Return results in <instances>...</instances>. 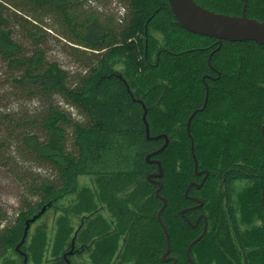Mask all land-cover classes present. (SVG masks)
<instances>
[{
  "label": "trees",
  "instance_id": "obj_1",
  "mask_svg": "<svg viewBox=\"0 0 264 264\" xmlns=\"http://www.w3.org/2000/svg\"><path fill=\"white\" fill-rule=\"evenodd\" d=\"M200 6L240 15L243 0H194ZM0 0V59L15 71L21 88L45 98L54 95L78 109L83 123L50 102L39 118L44 133L24 135L25 152L47 164L52 178L32 184L34 199L19 204L15 214L0 213V264H170L161 259L165 236L157 220L161 201L147 179L157 172L145 156L157 155L163 170L160 195L166 200L161 220L176 264H190L185 250L200 234L202 223L189 227L179 211L192 202L184 197L197 170L208 173L200 189L188 196L203 207L204 236L190 251L194 264H264V47L255 42H227L180 28L166 0H123L122 23L85 16L80 0ZM55 15L74 44L95 57L86 72L69 85L67 73L43 62L41 52L27 55L8 29L5 7ZM248 17L264 22V0H247ZM33 34H30L32 37ZM76 49V48H75ZM206 106L202 107L205 87ZM70 130L72 150L66 147ZM52 212V225L40 222ZM7 219L2 225L3 220ZM39 222V223H38ZM38 223V224H37ZM73 243V246H72ZM71 252L70 254H67ZM66 255V258L64 256Z\"/></svg>",
  "mask_w": 264,
  "mask_h": 264
},
{
  "label": "rangeland",
  "instance_id": "obj_2",
  "mask_svg": "<svg viewBox=\"0 0 264 264\" xmlns=\"http://www.w3.org/2000/svg\"><path fill=\"white\" fill-rule=\"evenodd\" d=\"M14 1L23 6L20 0ZM80 5L77 9L85 16L97 15L102 22L111 20L116 27L122 23L127 9L123 0H80ZM4 10L12 39L22 46L27 55L39 50L43 62L57 64L67 73L69 85L74 84L95 59L87 49L74 44L55 15L35 11L27 5L24 10L8 5ZM30 34L33 36L30 37ZM17 77V72L9 70L0 59V213L5 214V218L13 216L23 201H34L28 191L33 183L53 176L47 164L28 155L22 146L24 135H36L40 140L44 138L37 121L47 105L52 102L75 122H84L80 111L66 104L61 97L45 98L33 89L21 88L14 82ZM71 141L69 130L66 140L68 150H72ZM6 221L4 219L2 225ZM52 221V212H47L40 220L48 227Z\"/></svg>",
  "mask_w": 264,
  "mask_h": 264
},
{
  "label": "water",
  "instance_id": "obj_3",
  "mask_svg": "<svg viewBox=\"0 0 264 264\" xmlns=\"http://www.w3.org/2000/svg\"><path fill=\"white\" fill-rule=\"evenodd\" d=\"M169 6V10L171 14L173 15L176 24L184 29L187 32L197 34L199 36H205L209 38H213L216 40L218 48L222 45L224 41L227 42H255L259 44L260 46L264 47V22L260 21L256 18L248 17L245 13V4L243 7V10L240 15H228L223 13H217L211 10H208L199 4H197L194 0H166ZM246 3V0H244ZM208 98V88L205 87V97L202 104V107L199 109H196L192 112V114L189 116L187 121V133L189 134V124L194 116L195 113L198 111H202L204 107L206 106ZM146 111L144 110L142 120L145 126V136L147 140H156L163 138L164 143L163 145L158 148L157 150L147 154L145 156V161L149 164H155L157 166V172L153 174H149L147 176V179L156 185L155 189V196L161 201V206L157 212V220L163 230L164 236H165V244L166 248L165 251L162 254V260L163 261H172V264H175L174 258H166V256L169 253L170 250V238L169 234L167 232V229L165 228L162 220H161V214L166 206V200L163 196L160 195V190L162 188V183L159 181V179L163 176V170L161 167V163L158 159L154 158L157 155H159L167 146L168 144V138L166 135H159L155 137H150L149 135V128L148 124L145 119ZM261 132L264 139V116L262 118L261 122ZM191 154L194 162V171L195 175L204 174V177L202 181L199 184H196L194 182L188 184L185 195L187 194L189 188L191 186H196L197 188H200L205 180V177L207 176L206 171H197V161L195 159L194 153H193V143L191 141ZM197 201V200H196ZM261 204L262 209L264 211V175H263V182H262V190H261ZM199 205H202V202L199 201ZM45 207H42V209L35 215H33L31 218L25 221V227L23 232V238L21 242L18 244V246L23 242L27 235V231L29 228V225L35 220H37L43 213H44ZM185 210H181L180 214L183 215ZM201 216L197 218V222L199 221ZM187 224L191 226V223L185 219ZM194 227V226H193ZM207 227V222L205 220L204 227L201 232V234L195 238L192 242H190L186 248V256L190 264H194L191 257H190V251L192 246L197 243L205 234ZM73 246V243H72ZM71 252H68L67 254H70ZM66 258V255L64 256ZM27 258L25 255H23V264H27ZM66 264H69V262L66 260Z\"/></svg>",
  "mask_w": 264,
  "mask_h": 264
},
{
  "label": "flooded vegetation",
  "instance_id": "obj_4",
  "mask_svg": "<svg viewBox=\"0 0 264 264\" xmlns=\"http://www.w3.org/2000/svg\"><path fill=\"white\" fill-rule=\"evenodd\" d=\"M246 3H247V0H246ZM246 3L244 2V0H243V7H244V4H245V7H246ZM242 10H243V8H242ZM198 171V170H197ZM200 172V171H199ZM194 174H195V171H194ZM195 176H199V177H201V180L197 183V182H194V183H196V184H199L201 181H202V179H203V177H204V174H200V175H195ZM207 176H208V173H207ZM207 176L205 177V179L207 178ZM204 182H205V180H204ZM203 182V183H204ZM190 183H192V182H190ZM189 183V184H190ZM203 185V184H202ZM191 187H195L196 189H200V188H197L196 186H191ZM190 187V188H191ZM187 188V187H186ZM189 188V189H190ZM186 190V189H185ZM189 191V190H188ZM184 197L186 198V199H189L191 202H192V204H190L189 206H187V207H185V208H183V209H181V210H185L184 211V213H183V215H181L180 214V211H179V215L183 218V220L185 221V219H187V217H186V213H188V212H191V211H196V210H199V209H201L202 207H203V202L202 201H200L199 199H197V198H195V197H191V196H188V192H187V194L185 195V191H184ZM197 200V201H196ZM199 201L200 202H202V205H199ZM199 216H201L200 217V219H199V221L197 222V218L199 217ZM188 220V219H187ZM205 220H206V222H207V219H206V217H205V215L203 214V213H197V215H196V218H195V221H194V223H192V222H190L189 220V222L191 223V226L189 225V224H187V222L185 221V223L189 226V227H191V228H193V229H195V228H197L201 223H202V229H201V232H202V230H203V227H204V222H205ZM30 226V225H29ZM194 226V227H193ZM206 230H207V227H206ZM201 232H200V234H201ZM206 232V231H205ZM199 234V235H200ZM198 235V236H199ZM197 236V237H198ZM20 246V245H19ZM18 245L16 246V250L18 251V253L19 254H21L22 256H23V252H21L20 250H19V247ZM171 252V249L169 250V253H168V255L166 256V258H174L175 259V264H176V258L170 253ZM185 254H186V250H185ZM162 257V256H161ZM187 257V256H186ZM162 259V258H161ZM165 262H169L170 264H172V261H165Z\"/></svg>",
  "mask_w": 264,
  "mask_h": 264
}]
</instances>
